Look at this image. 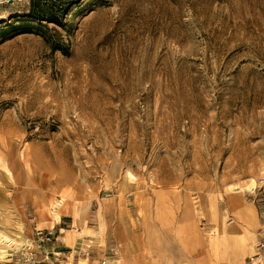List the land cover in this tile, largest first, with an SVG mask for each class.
I'll return each mask as SVG.
<instances>
[{"label":"rangeland","instance_id":"374dc122","mask_svg":"<svg viewBox=\"0 0 264 264\" xmlns=\"http://www.w3.org/2000/svg\"><path fill=\"white\" fill-rule=\"evenodd\" d=\"M0 236V264H264V0H0Z\"/></svg>","mask_w":264,"mask_h":264},{"label":"bare ground","instance_id":"6f19581e","mask_svg":"<svg viewBox=\"0 0 264 264\" xmlns=\"http://www.w3.org/2000/svg\"><path fill=\"white\" fill-rule=\"evenodd\" d=\"M248 185H249V187H253V186H256V181H255V179H252V181L250 182V184L248 183ZM57 215H58V218H59V214L57 213ZM57 219V218H56ZM2 234V233H1ZM18 235H20L19 233H18ZM3 236V235H2ZM4 236H5V234H4ZM3 238V237H2ZM5 238V237H4ZM3 238V239H4ZM6 238L8 239V235L6 236ZM17 238V237H16ZM5 241H6V239H4ZM3 240V241H4ZM24 240V239H23ZM0 241H1V236H0ZM9 241H12V239H9ZM8 242V241H7ZM2 243V242H1ZM2 245V244H1ZM5 252H6V250L5 249H3L2 247H0V257H4V255H5Z\"/></svg>","mask_w":264,"mask_h":264},{"label":"built area","instance_id":"2783aa9c","mask_svg":"<svg viewBox=\"0 0 264 264\" xmlns=\"http://www.w3.org/2000/svg\"><path fill=\"white\" fill-rule=\"evenodd\" d=\"M30 264H39L38 262H36L35 260H34V258L32 257L31 258V263Z\"/></svg>","mask_w":264,"mask_h":264}]
</instances>
